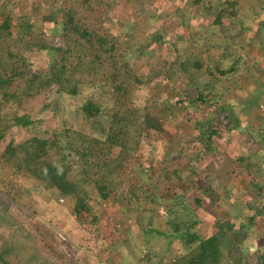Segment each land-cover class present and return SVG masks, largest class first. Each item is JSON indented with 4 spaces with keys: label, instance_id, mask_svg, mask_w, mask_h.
I'll use <instances>...</instances> for the list:
<instances>
[{
    "label": "trees",
    "instance_id": "1",
    "mask_svg": "<svg viewBox=\"0 0 264 264\" xmlns=\"http://www.w3.org/2000/svg\"><path fill=\"white\" fill-rule=\"evenodd\" d=\"M72 1L79 3L80 7L72 3L63 7L59 0H53L55 7L49 11L47 21L52 24L57 21L60 45L55 49L56 66L40 72L25 67L22 57L8 47V43L21 44L30 25H14L15 33H12L8 24L12 19L11 7L5 0L0 2V167L9 168L6 173L7 193L24 204L21 194L13 188L18 178L33 190L54 193V200L48 208L52 214L61 211L58 198L63 205H68L72 220L63 223L59 232L70 230L66 223L74 222L87 234L79 246L81 255L74 257L77 264H86V259L92 264H100L99 253L88 254L95 247L100 248V242L88 237L94 224L102 233V239L99 238L102 242L106 237L105 244L116 245L119 231L113 225L111 215L103 217L100 209L116 195L128 214L127 221L133 217L143 226L139 228L140 232L151 233V224L145 226L146 219L153 220L158 217L157 213H164L162 231L153 229V234L165 237L169 244L168 254H155L143 244L141 249L146 264H264V176L256 172L260 176L256 180L251 178L256 167L264 169V152H261L264 148V122L258 129L248 126L242 131L243 143L253 147L256 160L247 157L242 162L241 179H246L248 185L242 192L245 187L247 193L248 188H253L254 192L245 199H251L249 204L245 203L244 207L242 204L238 217L232 218L226 207L218 206L223 197L222 190L224 197L231 200L232 186L208 170L204 171L205 165L201 162L211 150L212 139L218 131L209 124L208 115L195 119L193 126L197 131L187 141L201 160L193 161V156L182 153L180 156L184 162H180L178 169L167 170L171 179L167 182L159 179L166 169L152 167L153 164L166 163V155L160 159L154 157L152 139L142 135L154 131L165 135L163 120L159 121L150 112L146 100L147 93L154 92L146 93L145 90L150 82L153 85L159 82L158 76L169 82L185 79L188 89H193L195 95L179 100L186 101V104H209L212 117L220 118L219 123L226 131L239 126V111L227 99L230 88L225 82L229 79L231 83L241 71L251 73L243 55L251 43L263 61L251 63L254 74L264 77V0H183L175 9L182 17L185 13L187 18L176 23L177 34H169L165 26L155 25L159 9H142L140 13L144 11L154 19L146 35V47L167 42L172 55L171 60L161 57L158 63L149 64L150 79L141 72L147 66L140 68L138 63L145 52L140 44L135 45L137 41L130 31L131 26L128 27L134 22L127 24L115 20L113 23L110 14L101 19L92 11V3L104 5L106 0ZM143 1L152 5V0ZM115 2L107 0L106 5L113 6ZM200 18L206 20L197 30L195 24ZM183 29L189 31L185 38L182 37ZM191 29H195L196 34H191ZM206 34L209 35L207 39ZM210 47L214 52L209 50ZM261 82H256L253 92L248 95V100L253 98L256 105L258 100L264 102V80ZM52 93L65 97L63 106L43 102L42 109L49 112H44L39 120L32 119L29 114L31 106ZM66 96L81 97L80 104ZM161 103L164 104L163 111L172 109L166 99H161ZM68 106L73 110V117L65 118L57 127L54 114ZM18 109L21 114L17 113ZM74 123L78 127L75 128ZM101 143L104 148L100 153L98 146ZM116 146L119 147L117 156L109 157L108 151H115ZM131 150L136 152L138 159L144 158L145 152L151 154L150 162L133 163L124 173ZM184 173L188 176L185 177ZM201 175H206L210 182L198 187L199 195L190 197L191 188L184 185L178 190L170 189L173 178H180L187 185L194 184L197 177L203 179ZM216 181L220 183L217 188L212 185ZM122 183L127 185L123 193L118 192ZM242 192L235 196L242 197ZM206 199L216 204L209 216L212 230L203 233L198 211L204 208ZM35 227L41 229L38 224ZM12 238L0 232V264H50L47 260H40L30 245ZM230 239L231 243H228ZM225 243L232 248L226 250ZM172 244H175L174 248ZM248 248L260 249L254 261L247 255ZM70 249V255H73L78 247L71 244ZM64 260L69 264L67 258Z\"/></svg>",
    "mask_w": 264,
    "mask_h": 264
},
{
    "label": "rangeland",
    "instance_id": "2",
    "mask_svg": "<svg viewBox=\"0 0 264 264\" xmlns=\"http://www.w3.org/2000/svg\"><path fill=\"white\" fill-rule=\"evenodd\" d=\"M2 1L4 0H0V2ZM5 1L9 3V6L12 10V19L8 21V24L11 26L10 28L12 33L14 31V25L19 27L22 25L25 26L27 24L30 25L27 33H24L23 35L22 43H8V47H10L14 52H17L18 55L22 57L23 64L29 70L33 72L50 70L55 65L54 57L57 54L55 49L60 45V36L58 31L59 26L57 21L54 20V24L47 21L48 13L51 9H54L53 7H55V2H53V0H47L45 3H43L42 0ZM182 1L183 0H152V5H147L143 0H116L113 6H108L106 5V0L104 5L92 3V11L95 14H98L101 19H105L107 15L110 14L111 22L113 23L115 20L121 22L125 21L127 24L134 22L133 25L128 24V27L131 26L130 31L133 33L135 40L137 41L135 42V45L138 46L140 44L141 48H143L142 51L145 52L139 62H137L139 63L140 68H145L147 66L144 69L145 71L141 72L145 78H149L151 76V71L148 69L149 64L151 65L158 63L161 57H164L166 60H171L172 55L167 42L163 43L165 45L160 44L149 48L146 47V35L151 30L150 27L154 22V19L149 17L146 12L143 11L140 13V11L142 9L146 10L150 7L159 9L156 14L158 18L157 21H155V25H158L161 28L165 26L169 34H177L179 29H176V23L179 22L183 17L187 18L185 13L182 17L175 9L181 5ZM68 3L76 4L77 7H80L79 3H75L72 0H59L60 6H67ZM205 20L206 19L200 18L198 22H196L195 27L197 30L201 28V24ZM182 31V37H187L189 31L185 29ZM190 31L191 34H196L195 29H191ZM207 38H209L208 34H206V39ZM204 40L201 39V42ZM252 44L253 43L248 45V50L243 53L245 56V64L247 67H249L251 73L241 71L240 74H237L232 78L231 83L229 79L225 82V85L230 88L227 99H229L230 102L234 104V109H237L240 115L239 126L231 131H226L220 125V118L216 117V115L214 118L212 117L213 115L210 113L212 108L209 107V104H186V101L183 102L179 100L180 97H194L195 95L193 89H188L186 84L187 81L185 79H173V82H169L163 78V76H158L156 79L159 82L155 85L151 84L150 82V85L145 90L146 93L147 91L154 92L153 94L151 93V95L148 93L146 95V100H148V104L150 106V112L155 115L156 119L158 118L159 121L160 119L163 120L162 129L165 131V135L160 133L157 134L155 131L152 133L149 132L146 135L142 133V135L148 137L149 140L152 139V148L155 150L153 153L154 157L159 159L164 155L167 157L166 163L164 161L162 162L163 164H153L152 166L155 169H157V166H163L166 169L162 171V176L159 175V179L162 182L171 180L168 178L167 170L170 171L172 168L178 169L180 162H184V158L180 156L183 155L182 153L188 156H193V161L199 162V160H201L198 157V154L192 151L191 146L187 145V141L189 140L188 137L195 136L197 131L193 126L195 119H199L205 114L210 117L211 122H209V124L211 123V125L214 126V128H216L218 131L212 139L213 146L211 147V150L206 153L205 159H203L201 162H204V171L208 170L211 174H213V176H217L220 181H226L228 186H232L230 187V192L233 193L231 200L224 197L222 190L220 194L223 197L219 199L220 202L218 205L222 209L226 207V210L230 214V218L233 216L238 217L237 214L243 209L242 204L244 207L245 203L248 202L249 204L251 201V199L250 201H246L245 199L252 196L251 194L254 192L253 188L252 190L248 188L247 193L246 188L248 185L246 179H241L243 173L242 169H244L242 162L246 161L247 157H252V161H256L254 160L255 155L252 154L253 147L243 143L245 136L244 132L242 131L246 130L248 126H251L253 129H258V127L264 122V102L258 100V105H256V103L253 102V98L252 101L248 100V95L253 92L256 82L262 84L261 81L264 80V77L259 78L256 77V74H254V69L252 68L251 63L254 61H263L260 52L255 48V46H252ZM212 49L214 48H209V50ZM144 59H146L145 62ZM85 91L86 89L82 91L83 94H85ZM53 93L48 98H45L39 102L36 101L33 106H31L29 114L32 119L39 120L42 118L44 112H49L46 109H42L43 102H54L58 106H63L62 104L64 103L65 97L54 95ZM66 98L70 100L72 99L74 103L77 104H80L81 101V97L66 96ZM161 99H166L167 103L169 102L172 104V109H170V111H163L164 104L161 103ZM69 103L70 102H67V104ZM12 107L10 108L12 109ZM3 110L6 111V109ZM60 111H62L63 114L62 118H60ZM72 112L73 110L70 106L62 110L59 109V111L54 114L56 126L60 127L61 124H63L62 122L65 121V118H72ZM17 113L21 114V110L18 109ZM73 125L75 128L76 126L78 127L76 123ZM103 146L104 145L102 143L98 146L100 153L103 151ZM115 148V151L112 149L108 151L107 154L109 157L117 156L116 154L119 150V147L116 146ZM168 151H170L169 155H167ZM261 152H264V148ZM129 154L130 155H128L125 161L127 165L123 170L124 173L133 163L139 164L140 162H150L149 160L151 154L148 155L146 152L144 153V158L142 159H138L135 151L131 150ZM178 156H180L179 160L177 159ZM241 156L244 157L241 158ZM8 170V167H0L1 234L4 233L5 237H14L16 240H22V242H24L26 245L31 246L32 251L40 260H47L50 264H67L64 258H67V260L70 258L68 260L69 264H77L74 262V257L81 255L79 246H81V243L87 234L85 233L84 229L77 228V226L74 225V222L66 223L70 230L67 231L64 229L63 233L59 232L58 229L63 223L67 222V220H72L69 216L68 205H63L61 199L58 198L57 202H60L62 205L61 208H59L61 211L52 214L48 208L49 204L54 200V193L52 191H46L42 189L33 190L28 186L27 183L18 178L15 179V185L13 188L17 190L19 194H21L24 204L15 201V199H13V197H11L6 191V173ZM256 172L261 173L264 176V169L261 170L256 167L252 172L251 178L253 180H256V178L260 176L256 175ZM231 175L232 179H230ZM184 176L187 177L188 174L184 173ZM202 177L203 179H199L197 177V180L194 184L187 185L182 183L184 182L182 179L173 178L170 189L178 190V188H180L179 186L184 185L191 188L189 192L190 197L193 195H199L198 187L201 185L204 186L207 181L210 182L206 175V178L204 176ZM219 184V181L212 182V185L216 188L219 186ZM246 185L247 187H245L244 192H242V189ZM126 186V183H122L119 186L118 192L123 193L124 189H126ZM230 192H228V194H230ZM240 192H242V195H240L242 197L238 198L237 196L240 194ZM215 204L216 202L206 199L204 202V208L198 211L199 214H201V231L203 233H208L212 230V222L209 220V216ZM246 206L248 207V205ZM100 209H102L101 214L103 217L111 215L113 219V225L119 231L117 235L120 236L118 237L119 239L116 245L110 243L105 244L104 242L107 241V238L103 237L102 242L99 239H102V233L99 227L97 224L92 225V229L90 231L91 233L88 237L91 240L93 239L95 242H100V248L95 247L93 251L88 252V254H93L94 251L99 253L100 264H146L144 262V251L141 249L143 244H145V246L148 245L149 251H152L155 254L162 256L168 254L167 248H169V244L167 243L165 237L163 235L156 236L153 234V229H156L157 232L162 231L165 220L164 213L163 215L162 213H157L158 217L156 216L153 218V220L150 218L146 219L145 226L149 227L151 224L152 230L151 233H147L145 231L140 232L139 228H143V226L139 224V220L136 221L135 219H132L133 217H129L131 221H127L128 214L118 200L117 195L109 202L102 204ZM233 222H236V220ZM36 223L39 227H41V229L38 230L35 227V225H37ZM252 228L256 230L254 227ZM62 236H64L65 239H63L64 237L62 238ZM251 237L252 235H250L249 238ZM95 242H91V244ZM228 243H231V239L228 241ZM71 244H75V246L78 247V250H76L73 255H70ZM171 246L174 248L175 244H172ZM231 248L232 247H229L228 244L225 243L226 250ZM259 250L260 249H247V255L251 261L255 260ZM85 262L86 264H92L89 259L88 261L86 259Z\"/></svg>",
    "mask_w": 264,
    "mask_h": 264
}]
</instances>
